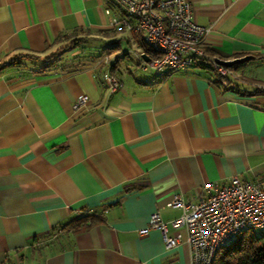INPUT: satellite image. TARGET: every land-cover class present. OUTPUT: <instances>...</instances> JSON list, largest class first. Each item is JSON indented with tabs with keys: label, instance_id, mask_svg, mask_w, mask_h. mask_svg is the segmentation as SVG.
Instances as JSON below:
<instances>
[{
	"label": "crops",
	"instance_id": "0c3cea01",
	"mask_svg": "<svg viewBox=\"0 0 264 264\" xmlns=\"http://www.w3.org/2000/svg\"><path fill=\"white\" fill-rule=\"evenodd\" d=\"M188 1L214 58L249 56L228 86L200 64L141 69V36L110 26L112 0H0V61L88 31L121 83L108 89L90 49L0 67V264H191L174 195L195 202L232 175L264 187V0ZM153 211L175 246L138 232Z\"/></svg>",
	"mask_w": 264,
	"mask_h": 264
},
{
	"label": "built area",
	"instance_id": "2783aa9c",
	"mask_svg": "<svg viewBox=\"0 0 264 264\" xmlns=\"http://www.w3.org/2000/svg\"><path fill=\"white\" fill-rule=\"evenodd\" d=\"M112 1L123 14L111 16L110 26L139 33L146 47L143 51L134 52L141 69L153 74L162 70L173 72L188 64L203 61L217 70L224 85L227 78L236 77L230 67L218 63L206 51L204 36L208 28L193 19L192 6L188 0ZM106 12L109 10L106 9ZM102 57L100 62L107 65L114 58L108 55ZM103 78L110 91L121 85L108 69L103 72ZM87 97L86 94L77 95L72 102V109L85 106ZM202 187L203 192L195 202H184L179 194H175L167 203L182 210L170 222L173 225H185L191 264H212L218 249L234 239L240 231L264 227V187L261 183L232 175L225 183L206 181ZM151 229L160 232L167 248L180 241L178 234L169 232L167 221L157 211L148 215L146 225L139 228L138 232L145 234Z\"/></svg>",
	"mask_w": 264,
	"mask_h": 264
},
{
	"label": "trees",
	"instance_id": "16d2710c",
	"mask_svg": "<svg viewBox=\"0 0 264 264\" xmlns=\"http://www.w3.org/2000/svg\"><path fill=\"white\" fill-rule=\"evenodd\" d=\"M76 33L77 30H72L58 35L55 40L56 42L65 40H67V42L65 44H59L56 50H54L55 52H51L43 56L29 54L27 52H17L10 56L6 61H0V67L5 64L19 63L22 58H39L46 63L55 61L54 58L59 53L57 50L63 51L81 43L82 38L79 39L78 37H75ZM144 49H146L145 46ZM206 51L213 56V54L207 49ZM198 64L212 68L217 74L218 82H221V76L217 70L203 61ZM112 68L113 66L111 64L109 65L108 70L111 72ZM231 80V78H227L225 86H228ZM212 264H264V235L256 233L254 229H245L240 231L234 239L218 249L213 258Z\"/></svg>",
	"mask_w": 264,
	"mask_h": 264
},
{
	"label": "rangeland",
	"instance_id": "374dc122",
	"mask_svg": "<svg viewBox=\"0 0 264 264\" xmlns=\"http://www.w3.org/2000/svg\"><path fill=\"white\" fill-rule=\"evenodd\" d=\"M75 37H78L79 39L82 38L81 43H79L76 46V48H74V49L72 48V50H69L70 49L69 48L68 50H64L62 52H59L57 54V56L58 55L59 56H62V59H63V57L64 58L67 57L69 54H72V52H75L74 54L77 55V54L87 53L89 51V49H90V50H92L91 52L93 54H96V55L99 54V55H101V56H99V58L101 59V57L103 56L102 54L105 51L106 44H100V43H98L97 40L89 39L90 38L89 32H82V31L81 32H77L75 34ZM66 42H67L66 40L65 41H61L59 44H65ZM59 44H56L55 46L52 47L53 49H50V50L54 51V49H56L57 46H59ZM92 45H94V46H92ZM57 51H60V50H57ZM130 56H131V54H130ZM101 63H103V62H101ZM235 66L236 65H234L233 67H235ZM235 73L237 74L238 73V70ZM237 77H239V76H237ZM254 231L256 232L257 230L254 229Z\"/></svg>",
	"mask_w": 264,
	"mask_h": 264
},
{
	"label": "water",
	"instance_id": "95a60500",
	"mask_svg": "<svg viewBox=\"0 0 264 264\" xmlns=\"http://www.w3.org/2000/svg\"><path fill=\"white\" fill-rule=\"evenodd\" d=\"M145 59H148V57L143 54L142 55ZM249 56L248 55H245V56H241V57H235V58H231V59H222V58H216L215 57V60L220 63V64H223L225 66H232L233 64L235 63H240L242 61H244L245 59H247Z\"/></svg>",
	"mask_w": 264,
	"mask_h": 264
}]
</instances>
